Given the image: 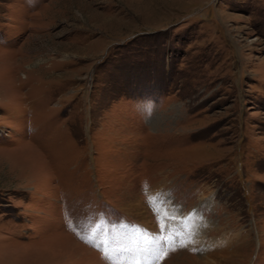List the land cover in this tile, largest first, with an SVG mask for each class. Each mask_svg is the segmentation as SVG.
Listing matches in <instances>:
<instances>
[{
    "label": "rangeland",
    "instance_id": "374dc122",
    "mask_svg": "<svg viewBox=\"0 0 264 264\" xmlns=\"http://www.w3.org/2000/svg\"><path fill=\"white\" fill-rule=\"evenodd\" d=\"M0 264H264V0H0Z\"/></svg>",
    "mask_w": 264,
    "mask_h": 264
},
{
    "label": "snow or ice",
    "instance_id": "6c2138e0",
    "mask_svg": "<svg viewBox=\"0 0 264 264\" xmlns=\"http://www.w3.org/2000/svg\"><path fill=\"white\" fill-rule=\"evenodd\" d=\"M149 203H150V205H155L156 206L155 207V211L157 212V214H159L160 210H161L159 205H163L164 201H163L161 196L154 195V196H150L149 197ZM190 219L195 220L196 219L195 214H193V216ZM163 228H164V225L161 224V230L162 231H163ZM192 228H194V225H190V230H189V234H188L189 235V242H194V240H192V237L195 235V233H194V231H192ZM163 239H167V238L166 237H162V236L154 237L152 240L149 241V243L158 244L159 241L163 240ZM176 246L177 245L173 244L171 250L174 251ZM178 246L179 247H185L186 244H185V242L183 240H181ZM166 254H167L166 251L160 252L158 257H157V259H163Z\"/></svg>",
    "mask_w": 264,
    "mask_h": 264
},
{
    "label": "water",
    "instance_id": "95a60500",
    "mask_svg": "<svg viewBox=\"0 0 264 264\" xmlns=\"http://www.w3.org/2000/svg\"><path fill=\"white\" fill-rule=\"evenodd\" d=\"M240 163H241V162H240ZM241 177H243L242 173H241ZM242 188L244 189V191H245V192L247 191V189H246V187H245V183H244V182L242 183Z\"/></svg>",
    "mask_w": 264,
    "mask_h": 264
}]
</instances>
